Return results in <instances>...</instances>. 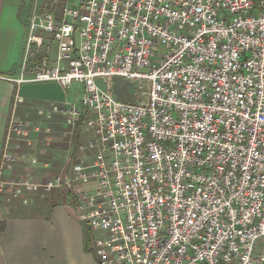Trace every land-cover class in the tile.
<instances>
[{
	"label": "built area",
	"instance_id": "built-area-1",
	"mask_svg": "<svg viewBox=\"0 0 264 264\" xmlns=\"http://www.w3.org/2000/svg\"><path fill=\"white\" fill-rule=\"evenodd\" d=\"M70 3L32 11L11 80L79 82L82 110L65 113L71 127L84 113L97 139L70 178L27 173L8 182L14 197L78 184L72 206L98 233V264H264V0ZM114 76L137 81L142 100L116 98ZM28 126L12 113L6 143L30 144Z\"/></svg>",
	"mask_w": 264,
	"mask_h": 264
},
{
	"label": "crops",
	"instance_id": "crops-1",
	"mask_svg": "<svg viewBox=\"0 0 264 264\" xmlns=\"http://www.w3.org/2000/svg\"><path fill=\"white\" fill-rule=\"evenodd\" d=\"M34 9V6L30 7L28 0H0V157L9 117L13 113L14 116L16 114L25 118L21 113L29 114L30 102L34 105L33 108L37 109L38 114V117L34 116L33 120H29L32 123L37 118L40 126H46L48 123L55 129L54 121L60 122L59 119L64 117L66 123L70 125L65 109L70 102L75 101L64 98L59 102H48V105L36 103L34 101L36 98L33 99L26 94L33 93L30 85L41 82L18 84L11 80V78L17 77L20 72L29 18ZM50 62H52L51 57ZM56 103L64 104L58 105ZM75 104L82 108L79 100ZM43 114L47 116L45 118L48 122L42 117ZM82 123L81 119L77 121L76 125L71 127L72 130L75 127L79 129ZM57 127L58 131L54 130L55 133L60 132L63 125L58 124ZM33 131H35L33 135H37L35 140L40 144L39 134L41 131L39 127L34 128ZM74 143V149H76L78 145L76 142ZM46 146L54 155L59 151H66V143H48ZM27 149L29 150L28 147ZM45 152V155L49 153L47 150ZM76 152L77 150L72 149L69 153L76 158ZM83 153L85 154L84 148ZM46 163L51 165V162L46 161ZM18 164L16 165L17 173L20 171L17 170L19 169ZM35 172L38 173L37 170ZM39 173L43 174L40 175ZM39 173L38 177L47 174L44 171ZM22 190H25L23 193L28 195V201L34 205L31 214H28V210L25 213L20 210L19 206L26 204L9 198L12 192L10 189H0V264H98L93 248L94 238L92 240L87 238L76 214L74 216L69 214L66 209L69 204L64 203L61 191L56 190L54 194L50 195L51 197L42 196L44 202L46 198L48 202L50 201L49 204L44 202L36 204L34 201L38 198L34 197L32 191L29 192V189ZM42 192L46 191L40 190L37 193L44 195L49 193ZM33 198H35L34 201ZM71 207L73 208V206Z\"/></svg>",
	"mask_w": 264,
	"mask_h": 264
},
{
	"label": "rangeland",
	"instance_id": "rangeland-1",
	"mask_svg": "<svg viewBox=\"0 0 264 264\" xmlns=\"http://www.w3.org/2000/svg\"><path fill=\"white\" fill-rule=\"evenodd\" d=\"M28 1H29L30 7L34 6L35 8L36 7L38 8V7L46 6L47 9L54 10L55 12H57L58 10H60L64 6V4L70 3L73 0H58V1H54V0H28ZM70 6L75 8V5H73L71 3H70ZM54 51H55V43L52 42L50 56H52L54 54ZM96 82L102 88L107 87V83L103 82L102 79H96ZM71 84H72L71 86H69L67 88H63L57 82L55 83V82H50V81H44L41 83H34L33 85H30V89L33 91V93L30 95L26 94V96H28V97L30 96L33 99L36 98V100H34L36 103L37 102L44 103V104L46 103V105L49 104L48 102H51V101L52 102H59L61 99H64V98H65V100L72 99L70 101L77 102L78 100H80L82 86L79 82H76V81H73ZM109 85H110V90L113 92V94L115 95L116 98L118 97L119 100L129 101V102H137V101L142 100L140 96L139 97L137 96V94L139 92L137 81L132 82V81H129L123 77L114 76L109 81ZM21 93L23 94V91ZM61 102H63V101H61ZM75 102H70L69 104L75 103ZM56 104L62 105L64 103H56ZM33 107H34V105L30 102L29 114H26V113L22 114L21 113V115H24V117L27 119L22 118L20 116H17L15 114V116L17 118L23 119V120H25V122H27L29 124L28 135H29L31 143L28 144V141L25 138L20 140L19 137L16 136L15 134H12L10 140L8 141V143H6V137H4L1 154L3 153L5 148H7L6 152H8L9 149L12 148V145L14 144L13 142H15V146L18 148H14L13 152H15L18 155V157L13 162L12 169H10V170L3 169L2 172H0V189L1 190L7 189V188L10 189L8 182H10V181L15 182L16 180H18L22 176L26 175L27 173L28 174L30 173L33 181L36 180L39 182L48 181L50 183H54L56 177H60L61 179L63 178L65 180L70 178L72 176L70 166L76 158H79L80 156L84 155L83 146L86 145L87 141H89V140L95 141L97 139V136H96L93 128H90L87 125L82 123L81 126L79 127V129H77L78 127H75L74 130H72L71 126L66 123V118H64V117H61L59 119L60 122L57 120L54 121V124L56 127L55 129H53V126L49 125L48 123L46 126H40L39 120L37 118L34 120L35 122L32 123L29 120L30 119L33 120V118H35L34 116L38 115L37 109L33 108ZM80 109L82 110V108H80ZM44 113H45V111H44ZM42 117L44 118V120L46 122H48V120L46 119L47 116H45L43 114ZM41 120H42V118H41ZM58 124H62L63 128L60 132L55 133V131H58V127H57ZM35 127H39V129L41 131L39 134V137L41 140V142L39 141L40 144L37 143V141L35 140L37 135H33V133H35V131H33V129ZM6 132H7V124H6V129H5V136H6ZM55 142H59L60 144L66 143V146H65L66 151L62 150V151H59L58 153H56L54 155L52 153V151L48 150V148H47L48 146H46V145L48 143L52 144ZM67 142L68 143L70 142L68 148H67V144H68ZM74 142H76V145H78V147L76 149H74V145H75ZM82 144H84V145L80 147L79 145H82ZM27 147L29 148V150L27 149ZM72 149L77 150L76 158H75V156L72 157V154L70 155V153H69ZM21 150L26 153V155H27L26 158H23V156H21V154L19 153V151H21ZM46 150L48 152L49 151L50 152L45 155ZM67 152H68V154H66ZM46 161L51 162V165L47 164ZM4 163H7V162H4ZM17 164L19 165V169H17V170H20L18 173L16 172V165ZM36 170L38 171V173L41 171H44L47 174L38 177L39 174L42 175L43 173L38 174L35 172ZM77 187H78V184H75V185L70 184L68 187V190L66 188L63 189V188L53 187L52 193H54L58 189V191H61V193L64 195V191H69L72 193L74 191V189H77ZM40 190L49 192V191L44 190L42 188H40L39 190H36V191L32 190V192L29 191V192L33 193V195H35L34 196L35 198H38L36 200H35V198L32 199L33 201L35 200L34 202L36 204L44 202V199L42 198V196L51 197L49 195V193H46V192H42V193H46L47 195L37 193ZM24 191L25 190H21V196H18V197H14V195H13L14 192H11V197H9V198H13L14 200H16L20 203L26 204V205L21 204V206H19L20 210H22L23 213H25L28 210L29 211L28 214H31L33 212L34 205L32 204L31 201H28V195L23 193ZM25 196H27V198ZM23 197L27 199L26 202L23 201ZM45 200H46L44 202L45 204L50 203V201L48 202L47 198ZM74 202H75V200H73L72 203H69V206L66 207L67 211L72 216L75 215V209L71 207ZM80 223H81V226L83 229V233L85 236L87 235V238H91V240H92L94 238V236H96L98 234L95 231H93L88 226V224L85 223L84 221L80 220ZM262 243H263V241L260 239L256 243L255 249L260 248Z\"/></svg>",
	"mask_w": 264,
	"mask_h": 264
},
{
	"label": "trees",
	"instance_id": "trees-1",
	"mask_svg": "<svg viewBox=\"0 0 264 264\" xmlns=\"http://www.w3.org/2000/svg\"><path fill=\"white\" fill-rule=\"evenodd\" d=\"M118 98V97H117ZM84 117H85V114L84 113H82V116H81V120H83L84 119ZM58 190V189H57ZM56 192V191H55ZM51 194H54V193H52V190L49 192V195H51ZM64 194L65 195H63V200H64V202L66 203V204H69V203H72V201L75 199V195H74V193L72 192H69V191H66V192H64ZM91 239V238H90ZM89 239V240H90Z\"/></svg>",
	"mask_w": 264,
	"mask_h": 264
}]
</instances>
